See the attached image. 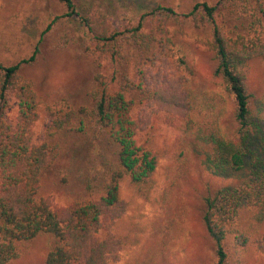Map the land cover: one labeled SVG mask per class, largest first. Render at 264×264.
Instances as JSON below:
<instances>
[{"label": "rangeland", "instance_id": "1", "mask_svg": "<svg viewBox=\"0 0 264 264\" xmlns=\"http://www.w3.org/2000/svg\"><path fill=\"white\" fill-rule=\"evenodd\" d=\"M73 2L82 14L104 17L110 31L120 35L143 18L141 31L152 33L163 43L171 41L167 65H161L155 56L147 59V52L126 40L119 51L121 57L116 56L113 61L103 59L91 34L60 0H0V64L9 67L35 57L20 69V75L30 80L41 100L39 117L33 126L34 143L45 140V107L84 104L95 76L109 78L120 69L121 74L126 73L136 83L144 80L146 74L153 85L183 76L174 62L184 59L192 70L185 83L196 128L182 142L178 131L159 120L151 103H140L132 111L138 123L137 143L156 153L158 162L148 193L137 192L126 180L119 183V197L125 210L115 221L113 233L122 243L109 264H215L214 246L202 222V197L208 190L236 187L246 171L227 176L213 170V142L235 145L238 141L234 99L213 75L216 61L207 48L211 24L208 20L204 25L196 24L185 15L195 4L206 3L216 7L215 22L230 37L241 34L254 39L259 35L264 40V0ZM160 7L170 8L172 13L158 10ZM157 46L154 43V49ZM246 71L250 105L256 110L264 92V60H251ZM17 110L16 100L9 96L5 109L8 122L16 121ZM81 153L88 154L89 162H83ZM95 153L84 148L80 152L68 150L44 174L40 195L61 206L86 199L81 178L85 167L96 166ZM240 214L244 238L238 242L235 234L228 235V263L264 264V211L243 207ZM48 249L46 236L22 242L17 259L9 264H45Z\"/></svg>", "mask_w": 264, "mask_h": 264}, {"label": "trees", "instance_id": "2", "mask_svg": "<svg viewBox=\"0 0 264 264\" xmlns=\"http://www.w3.org/2000/svg\"><path fill=\"white\" fill-rule=\"evenodd\" d=\"M60 1L91 34L103 59L121 57L119 51L126 40L147 52V59L155 56L161 65H167L171 41L163 43L152 33L141 31L143 18L120 35L110 31L104 17L82 14L73 0ZM158 10L172 13L170 8ZM215 11L216 7L197 3L185 17L196 24L204 25L205 20L211 24L207 48L216 61L213 75L234 99L238 141L235 145L213 142L211 162L215 161V173L229 176L245 170L246 175L236 187L208 190L202 197V222L214 246L215 264H229L228 235L235 234L238 242L244 238L240 211L243 207L264 211V92L254 110L246 84L250 61L264 60V40L259 35L254 39L241 34L230 37L215 22ZM34 60L33 55L13 66L0 64V264L17 259L18 245L39 236L49 239L45 264H109L122 243L113 233L115 221L125 210L119 183L126 180L137 192L148 193L158 162L156 153L137 143L138 123L132 111L140 103H151L159 120L186 142L196 128L186 88L192 70L178 58L175 67L183 76L153 85L146 74L136 83L120 69L109 78L97 75L86 91L84 104L45 107V140L36 144L33 126L41 100L30 80L20 75L21 67ZM9 96L18 108L14 123L5 118ZM71 148L96 151V166L85 167L82 174L87 198L61 206L40 195L42 179ZM87 155L80 154L83 162H89Z\"/></svg>", "mask_w": 264, "mask_h": 264}]
</instances>
